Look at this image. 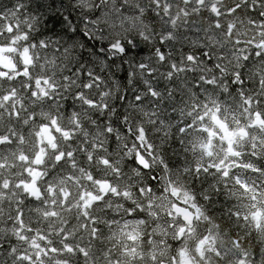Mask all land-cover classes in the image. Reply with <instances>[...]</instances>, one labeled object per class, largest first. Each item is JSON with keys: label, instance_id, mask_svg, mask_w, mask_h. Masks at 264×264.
<instances>
[{"label": "clouds", "instance_id": "9594fccd", "mask_svg": "<svg viewBox=\"0 0 264 264\" xmlns=\"http://www.w3.org/2000/svg\"><path fill=\"white\" fill-rule=\"evenodd\" d=\"M0 264H264V0H0Z\"/></svg>", "mask_w": 264, "mask_h": 264}]
</instances>
